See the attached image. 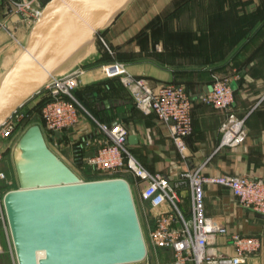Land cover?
Masks as SVG:
<instances>
[{
	"label": "crops",
	"instance_id": "crops-1",
	"mask_svg": "<svg viewBox=\"0 0 264 264\" xmlns=\"http://www.w3.org/2000/svg\"><path fill=\"white\" fill-rule=\"evenodd\" d=\"M15 1L18 0H0V62L18 49L8 45L9 32L16 31L15 41L24 44L30 29L18 13H10ZM140 1L131 0L100 31L115 55L101 53L88 63L118 59L132 74L145 77L151 85H183L192 100V130L185 137V148L180 153L168 126L154 114H144L133 106L139 118L126 122L119 114L134 103L131 104L124 85L123 89H117L111 83L112 78L107 77L102 89L94 92L91 99L101 123L124 124L128 134L137 137L136 143H125L128 152L149 172L160 171L171 181H176L184 170L198 166L205 174L228 172L264 177V0H159L158 5L153 4L158 0L149 4ZM160 11L161 21L156 17ZM160 26L164 30L162 40L155 33ZM5 69V63L0 64V75ZM91 71L92 68L86 71L88 81L93 80ZM216 76L228 79L233 90L232 108L245 119L247 137L235 147L219 146L220 125L226 112L201 100ZM101 123L96 125L94 119H84L79 111L78 124L69 128L76 130L75 147L82 149L85 158L107 139L100 131ZM87 140L92 143L85 147L83 143ZM125 174L131 175L129 172L121 175ZM140 188L136 186L135 191L142 210L141 228L146 231L153 226L154 218L147 202L139 197ZM175 188L180 196L179 209L190 219L189 186L182 184ZM204 210L207 217L225 228L212 244L216 252L232 255L231 236L238 233L259 240L257 250L241 264H264V217L239 204L231 191L220 185L205 186ZM0 234L1 237V224ZM4 243L0 242V264H14ZM149 256L157 264H172L169 249L151 251Z\"/></svg>",
	"mask_w": 264,
	"mask_h": 264
},
{
	"label": "water",
	"instance_id": "water-1",
	"mask_svg": "<svg viewBox=\"0 0 264 264\" xmlns=\"http://www.w3.org/2000/svg\"><path fill=\"white\" fill-rule=\"evenodd\" d=\"M130 1L46 2L22 50L0 75V125ZM136 141L128 134L125 143ZM12 161L17 187L5 192L3 202L17 264H125L146 257L126 179L82 180L48 146L38 123L21 133Z\"/></svg>",
	"mask_w": 264,
	"mask_h": 264
},
{
	"label": "built area",
	"instance_id": "built-area-1",
	"mask_svg": "<svg viewBox=\"0 0 264 264\" xmlns=\"http://www.w3.org/2000/svg\"><path fill=\"white\" fill-rule=\"evenodd\" d=\"M48 1L18 0L9 11L18 13L30 28ZM34 3L36 7L32 6ZM103 69L107 76H119L137 109L144 114H154L159 121L168 126L173 143L178 151L183 153L184 139L192 130V100L186 88L181 84L172 83L151 85L145 77L132 74L120 61L105 64ZM84 71L76 67L66 73L52 75L41 89L44 91L41 99L43 97L47 101L41 106L39 114L46 128L57 131L78 124L79 108L71 91L82 81ZM201 100L215 109L226 112V117L220 125L219 146L235 147L242 144L247 137L245 119L237 116L232 108L233 90L228 79L214 77L211 89L202 95ZM27 103L0 125V224L14 264L17 262L3 198L6 191L16 187L6 189L2 187L10 175L9 159H12L15 144L24 129L30 123H34L30 122L32 115L28 112L30 106L28 107ZM99 126L107 139L91 156L86 158L82 156L97 172L92 180L114 177L125 179L121 174L129 172L134 178V182L129 184L131 190L136 186L141 187L139 197L147 202L154 218L153 226L143 234L147 248L146 257L141 261L125 264H157L149 254L151 251L164 248L171 250L172 264H241L251 252L257 250L259 247L257 238L234 233L231 236L234 253L220 255L216 252L212 244L216 235L223 233L225 228L205 215L204 188L206 185L226 187L239 204L264 214V177H249L228 172L205 174L202 167L198 166L184 170L176 181H171L160 171L149 172L128 152L125 146L128 129L124 124L113 122ZM14 135H17L16 140L10 141ZM90 143L92 142L87 140L83 144L86 147ZM75 151L78 153L82 149L77 146ZM182 184H187L190 190V219H186L179 209L180 196L175 187Z\"/></svg>",
	"mask_w": 264,
	"mask_h": 264
},
{
	"label": "rangeland",
	"instance_id": "rangeland-1",
	"mask_svg": "<svg viewBox=\"0 0 264 264\" xmlns=\"http://www.w3.org/2000/svg\"><path fill=\"white\" fill-rule=\"evenodd\" d=\"M138 1V0H137ZM152 0H142L140 1V3L143 4H149ZM161 1H153V4L158 5ZM158 15V16H157ZM156 17H158L157 19H159L160 21L162 20V12L160 11L159 13H156ZM101 31V30H100ZM100 31H98L95 35L94 38V52L92 53V57L89 59L94 58L96 55L99 54H108V55H115V51L113 50V48L107 43L106 39L103 38L100 34ZM10 33V38H9V46L12 47L13 49L15 48H19V45H22L20 43H18L17 41H15L14 37L15 34L17 35V32H9ZM156 38H158L159 40H162V36L164 34V30L162 28V26H160L157 30H156ZM14 34V36H13ZM20 36V35H18ZM15 41V45L13 46L12 43ZM17 42V43H16ZM101 54V55H102ZM12 58H14L15 54H12ZM84 60V61H80V62H74L72 64H68L66 65L65 69L60 71L59 74H63L66 73L76 67H80L81 69L85 70L84 73H82V81L72 89L71 94L72 96L75 98L76 100V105L79 108V111L81 113V115L84 116V119H94L96 122V125L98 124V122L101 123V117H99L97 111L95 110V107L93 106V103L91 102V99L93 98V92L94 91H99L102 89V85L104 84V80L107 78H112L111 83L117 88V89H123L121 84V81L119 79H117L119 76L118 75H114V76H107L108 74L105 73L103 66L105 64H108L112 61H120L118 59L112 60V61H105V59L103 60H96L95 64L91 65L92 63H88V60ZM8 60V59H7ZM12 59H10L11 61ZM10 61H1L0 64H4L5 63V67L7 65V62L10 63ZM123 62V61H120ZM79 63V64H78ZM94 63V62H93ZM124 63V62H123ZM125 64V63H124ZM126 65V64H125ZM68 66V67H67ZM92 68V81H88V74H87V70ZM127 68V66H126ZM128 69V68H127ZM89 72V73H91ZM99 76V77H98ZM101 76V77H100ZM107 77V78H106ZM86 79V80H85ZM95 79V80H94ZM49 81V80H48ZM124 91V90H123ZM44 91H40L39 93L35 94L34 97H32V99H30V101H28L27 106L29 107V113L32 115V119L30 120V122H34V123H38L43 131L44 134V138L46 140V143L48 144V146L62 159L64 160V162H66L78 175L82 180H92V178H94V174H96L97 172L93 170V168L87 163V160L84 157H78L75 154H72V150L74 149L75 151V144L76 143V136H74V133H76V130L73 129H62V130H57V131H53L50 130L48 128H46L44 126V124L41 121L40 118V114H35V105L38 103L39 99H41V95ZM43 99V97H42ZM132 99V98H131ZM133 101V100H132ZM131 101V102H132ZM130 102V103H131ZM134 102H132L131 104H133ZM134 105H129L128 108L124 111H122V113H120L119 115H121L120 117H122L123 120H125L126 122H129V120L131 119H137L139 118V115L137 113V110L135 109ZM119 117V118H120ZM121 119V118H120ZM32 124V123H30ZM102 124V123H101ZM22 131V130H21ZM17 135L12 136V138L10 139V141H14L16 140ZM9 163H10V169H9V176H8V180L7 182L3 185V189H6L8 187H17V179H16V175H15V170H14V165H13V161L10 158L9 159ZM124 177L126 178V180H128L130 183L133 182L132 175H127L125 174ZM132 193H133V198H134V202H135V207L137 210V214H138V218L141 224V219H142V210L140 208L139 205V198L138 195L135 191V189L132 188ZM2 230V229H1ZM143 234H145V229H142ZM1 235V234H0ZM0 242L4 243L5 245L8 246L4 231L2 230V236L0 237Z\"/></svg>",
	"mask_w": 264,
	"mask_h": 264
},
{
	"label": "bare ground",
	"instance_id": "bare-ground-1",
	"mask_svg": "<svg viewBox=\"0 0 264 264\" xmlns=\"http://www.w3.org/2000/svg\"><path fill=\"white\" fill-rule=\"evenodd\" d=\"M94 41L92 42H88V43H86V44H84L80 49H78L70 58H69V60L61 67V68H59V69H57L55 72H54V74L53 75H57V74H59V72L60 71H62V70H64L66 67V65H70V64H72V63H74V62H82V61H84V60H87V59H89V58H91L93 55H92V53L94 52ZM22 50V45L14 52V54H15V56H14V58H12L13 56L11 55L10 57H9V59L8 60H6V61H10V59H12L11 61H10V63L9 62H7V65H6V69H8V67L12 64V62L14 61V59L16 58V56L20 53V51ZM79 64V63H78ZM68 67V66H67ZM5 69V70H6ZM4 70V71H5ZM4 71H2V72H4ZM92 73V72H91ZM94 73V72H93ZM99 77V76H98ZM101 77V76H100ZM92 78V77H91ZM86 80V79H85ZM95 80V79H94Z\"/></svg>",
	"mask_w": 264,
	"mask_h": 264
},
{
	"label": "trees",
	"instance_id": "trees-1",
	"mask_svg": "<svg viewBox=\"0 0 264 264\" xmlns=\"http://www.w3.org/2000/svg\"><path fill=\"white\" fill-rule=\"evenodd\" d=\"M94 92H97V91H94ZM94 92H93V93H94ZM46 101H47L46 98L40 99V100L38 101V103L35 105V111H36L35 114H37V113L39 114V111H40L41 106H42L43 103H45ZM75 155L78 156V157H82V156L84 155V152H83V151H80V152H78V153H75Z\"/></svg>",
	"mask_w": 264,
	"mask_h": 264
}]
</instances>
